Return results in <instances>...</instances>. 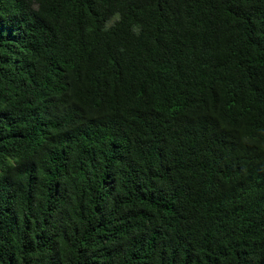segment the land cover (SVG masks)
Segmentation results:
<instances>
[{
  "label": "trees",
  "instance_id": "trees-1",
  "mask_svg": "<svg viewBox=\"0 0 264 264\" xmlns=\"http://www.w3.org/2000/svg\"><path fill=\"white\" fill-rule=\"evenodd\" d=\"M0 264H264V0H0Z\"/></svg>",
  "mask_w": 264,
  "mask_h": 264
}]
</instances>
